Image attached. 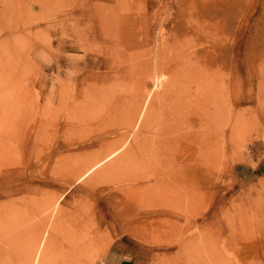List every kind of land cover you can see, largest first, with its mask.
Returning <instances> with one entry per match:
<instances>
[{
	"label": "rangeland",
	"instance_id": "obj_1",
	"mask_svg": "<svg viewBox=\"0 0 264 264\" xmlns=\"http://www.w3.org/2000/svg\"><path fill=\"white\" fill-rule=\"evenodd\" d=\"M42 231L44 264H264V0H0V264Z\"/></svg>",
	"mask_w": 264,
	"mask_h": 264
},
{
	"label": "bare ground",
	"instance_id": "obj_2",
	"mask_svg": "<svg viewBox=\"0 0 264 264\" xmlns=\"http://www.w3.org/2000/svg\"><path fill=\"white\" fill-rule=\"evenodd\" d=\"M7 33H9V32H7ZM12 38V37H11ZM145 87V86H144ZM85 89V88H84ZM83 89V90H84ZM82 90V91H83ZM85 91V90H84ZM86 92V91H85ZM86 94V93H85ZM134 94V93H133ZM135 95V94H134ZM139 95V94H138ZM138 98V97H137ZM134 100V99H133ZM141 100V99H140ZM152 100V98H151V95H150V93H146V95H145V97H144V103L146 104V102H148V105H149V103H150V101ZM136 103V102H135ZM147 104H146V106H148ZM144 106V105H143ZM187 107V106H186ZM141 109V108H140ZM175 111V110H174ZM173 111V112H174ZM177 111H178V109H177ZM176 112V111H175ZM174 112V113H175ZM179 112H180V110H179ZM178 114V113H177ZM176 114V115H177ZM144 115V114H143ZM228 115V114H227ZM136 116H138V114L136 115ZM136 116H135V119H136ZM229 116V115H228ZM143 117V116H142ZM142 117H140L139 116V118H142ZM234 118H235V116H234ZM138 119V118H137ZM136 119V120H137ZM211 119H212V117H211ZM215 119V118H214ZM216 119L218 120V119H222V117L221 118H217L216 117ZM216 119L214 120L215 121V123H216ZM234 120H236V119H234ZM227 121V120H226ZM141 122V121H140ZM148 123V122H147ZM213 123V122H212ZM234 123V122H233ZM214 124V123H213ZM227 124V123H226ZM181 125V124H180ZM163 126V125H162ZM142 127V126H141ZM165 127V126H164ZM182 127V126H181ZM204 127H206V126H204ZM214 127V126H213ZM148 128H150V126H148ZM201 128V127H200ZM202 129H203V127H202ZM213 129V128H212ZM200 131V130H199ZM213 131V130H212ZM211 131V132H212ZM234 131H235V129H234ZM83 132V131H82ZM214 133V132H213ZM139 134V133H138ZM147 134V133H146ZM169 134V133H168ZM202 134H204V133H202ZM141 136H142V134H140ZM205 135V134H204ZM146 136H148V135H146ZM163 136V135H162ZM206 136V135H205ZM140 137V136H139ZM200 137H202V135H200ZM143 139V138H142ZM144 140V139H143ZM199 140V139H198ZM145 141V140H144ZM143 142V141H142ZM191 143V142H190ZM204 143V142H203ZM192 144V143H191ZM125 145V144H124ZM123 145V146H124ZM149 145H151V144H149ZM207 145H209V142L206 140L205 141V143L203 144V146L204 147H206ZM143 146H144V144H143ZM152 147H154V146H152ZM121 147H119L118 149H120ZM149 148V147H148ZM147 148V149H148ZM118 149H116L113 153H111L110 155H108L107 157H104V159H100V160H98V161H96L95 163L93 162V164H88V165H90L88 168H86L85 170H84V173H82L81 174V177L83 178V177H86V176H88L90 173H92V171H94L96 168H98L99 166H101L102 164H104V162L105 161H107L108 160V158L110 157L111 158V156L113 157L114 155H115V153H117V151H119ZM133 151V150H132ZM137 151H138V149H137ZM198 151V150H197ZM125 153V152H124ZM131 153V152H130ZM154 153V152H153ZM132 154V153H131ZM121 155V154H120ZM134 155H135V153H134ZM123 156H125L124 154H123ZM127 156V155H126ZM121 157H122V155H121ZM142 157V155H140V158ZM151 157V156H150ZM101 158V157H100ZM137 158V157H136ZM145 158V157H144ZM99 159V158H98ZM128 159V158H127ZM146 159V158H145ZM149 159V158H148ZM118 161H119V159H117ZM121 161V160H120ZM131 161V160H130ZM135 162L137 161V160H134ZM116 163V162H115ZM128 163V162H127ZM131 163H133V162H131ZM117 164V163H116ZM125 164V163H124ZM120 165V164H119ZM100 170V169H99ZM117 170V169H116ZM198 170V169H197ZM113 171V170H112ZM115 171V170H114ZM200 171H198V173H199ZM196 174V173H195ZM203 174V173H202ZM194 175V174H193ZM200 176H201V174H200ZM80 177V178H81ZM203 177V176H202ZM196 178V177H195ZM104 178H102V180H103ZM198 179V178H197ZM198 181V180H197ZM199 185V184H198ZM199 195V194H198ZM203 195V194H202ZM189 197H191V196H189ZM191 199H193V198H191ZM183 213V212H182ZM152 215H143V218H147V217H152V216H155V214H156V216L159 214V213H151ZM167 214V213H166ZM172 214V213H171ZM159 215H161V214H159ZM164 215V214H163ZM165 216V215H164ZM77 217H79V216H77ZM184 220V219H183ZM135 222H137V219L136 220H134V221H132V223H135ZM185 222V221H184ZM83 229H84V227H82ZM83 231V230H82ZM43 232L44 231H42V233H35L34 235H32V237H31V242H30V249H31V254H29L28 252H27V255H30V256H28L29 257V264H44V262L43 261H45L46 260V258H45V254L48 252V250H49V248H51L52 247V245H51V247H50V238L49 237H44V235H43ZM46 233V232H45ZM52 233V232H51ZM83 237V236H82ZM88 237V236H87ZM29 241H27V244H29L28 243ZM40 248H41V250H40ZM26 250L25 251H27L29 248H25ZM25 251H24V255L23 256H25ZM45 255V256H44ZM26 257V256H25ZM24 257V258H25ZM27 258V257H26ZM25 258V259H26ZM24 259V260H25ZM44 259V260H43ZM28 261V260H27ZM24 263V262H23ZM28 264V263H27Z\"/></svg>",
	"mask_w": 264,
	"mask_h": 264
},
{
	"label": "crops",
	"instance_id": "obj_3",
	"mask_svg": "<svg viewBox=\"0 0 264 264\" xmlns=\"http://www.w3.org/2000/svg\"><path fill=\"white\" fill-rule=\"evenodd\" d=\"M106 264H132V258L126 257L118 250H109L106 254Z\"/></svg>",
	"mask_w": 264,
	"mask_h": 264
}]
</instances>
